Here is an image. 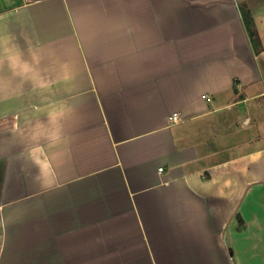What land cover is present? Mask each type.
Returning a JSON list of instances; mask_svg holds the SVG:
<instances>
[{
  "label": "crops",
  "instance_id": "obj_1",
  "mask_svg": "<svg viewBox=\"0 0 264 264\" xmlns=\"http://www.w3.org/2000/svg\"><path fill=\"white\" fill-rule=\"evenodd\" d=\"M263 5L0 0V32L55 80L4 73L0 264H264ZM52 106L55 149L32 138Z\"/></svg>",
  "mask_w": 264,
  "mask_h": 264
},
{
  "label": "clouds",
  "instance_id": "obj_2",
  "mask_svg": "<svg viewBox=\"0 0 264 264\" xmlns=\"http://www.w3.org/2000/svg\"><path fill=\"white\" fill-rule=\"evenodd\" d=\"M41 60V56L31 49L26 58L24 50L15 42L14 36L0 32V93L12 87L11 80L4 75L5 71L12 78L31 83L33 88L42 91L50 89L55 80L51 79L41 67ZM57 76L64 81L72 78L67 65H61ZM63 115L62 107L52 106L47 112V122L37 121L33 126L32 138L36 141L43 139L47 141L49 148H57L62 143L60 120ZM37 150L43 151L42 148H37L33 150V153ZM56 159L57 154L53 152L49 159L42 162L34 161L38 169L36 179L42 186L47 187L54 183Z\"/></svg>",
  "mask_w": 264,
  "mask_h": 264
},
{
  "label": "built area",
  "instance_id": "obj_3",
  "mask_svg": "<svg viewBox=\"0 0 264 264\" xmlns=\"http://www.w3.org/2000/svg\"><path fill=\"white\" fill-rule=\"evenodd\" d=\"M173 117H174V122H179L181 120V118L178 114H174ZM161 171H162V169H161Z\"/></svg>",
  "mask_w": 264,
  "mask_h": 264
},
{
  "label": "rangeland",
  "instance_id": "obj_4",
  "mask_svg": "<svg viewBox=\"0 0 264 264\" xmlns=\"http://www.w3.org/2000/svg\"><path fill=\"white\" fill-rule=\"evenodd\" d=\"M264 12V5L262 6V12L261 14ZM263 18V15L261 16Z\"/></svg>",
  "mask_w": 264,
  "mask_h": 264
}]
</instances>
